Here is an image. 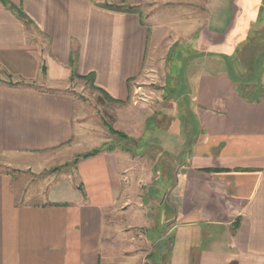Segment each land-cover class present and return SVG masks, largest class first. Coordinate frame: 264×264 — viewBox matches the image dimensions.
<instances>
[{
    "label": "crops",
    "instance_id": "1",
    "mask_svg": "<svg viewBox=\"0 0 264 264\" xmlns=\"http://www.w3.org/2000/svg\"><path fill=\"white\" fill-rule=\"evenodd\" d=\"M7 1L0 0V154L14 166L78 137L84 111L65 90L73 71L93 73L100 89L130 105L133 83L159 64L149 49L172 36L156 18L105 0ZM191 1L199 4L182 20L187 28L174 31L190 37H175L165 56L180 93L166 94L149 127V117L123 123L147 136L139 141L145 153L83 159L82 190L49 192L38 203L19 201L14 178L0 172V264H264V73L243 84L226 67L236 58L240 70L238 51L264 38V0H156L167 9ZM140 155L173 170L174 187L162 190L169 202L137 196L145 188ZM158 167L145 171L158 175Z\"/></svg>",
    "mask_w": 264,
    "mask_h": 264
},
{
    "label": "rangeland",
    "instance_id": "2",
    "mask_svg": "<svg viewBox=\"0 0 264 264\" xmlns=\"http://www.w3.org/2000/svg\"><path fill=\"white\" fill-rule=\"evenodd\" d=\"M104 2L112 7L124 9L127 12L138 13L147 22H151L152 19L156 18L160 23L158 26L159 29L161 28L162 31L166 30L163 34H167L168 36L172 35L170 37L171 39L164 41L158 48L149 49V51L153 52L150 55L153 57L152 61L155 60L158 54L161 55L159 64H156L157 67L155 66V68H153L154 66H152V68L147 66L142 78L133 83V94L131 96L130 105L110 97L90 78H85L75 71L72 72L71 80L68 82V86L65 90L74 96L80 104L82 111H84V113L82 114L81 112L80 115L85 116L84 124L82 122L77 123L78 137L71 143L39 154V157H30L28 166L25 165L26 162L22 159H16L17 162L15 166L14 164H9L10 158L0 154V172L12 175L14 178L13 187L15 193L18 200L23 201V203L46 201L49 192L54 193V196L56 194L66 196L72 194V189H76V191L78 189L82 190V185L78 180V165L83 159L94 156L100 152L128 151L130 154H134L135 152L141 153L144 151L145 153L143 141L147 139V136L138 139L137 136L139 135L136 134L137 136H134L132 132L129 134L127 131L129 130L128 127H126V125L124 127L123 123L132 120L138 123L139 121L140 123H146L149 117L150 121L146 124L147 126L151 125V122L153 123L155 119L153 116H159L162 113V111L158 110V107L168 98L166 94L171 95V93H178V91L180 93V89H173L174 81L170 80V77L174 65L169 58L165 59V56L175 37L178 36L181 38L187 35V33H176V35L174 31L187 28L182 25V20L192 18V16H189L192 12L191 10L194 11L199 3H194L192 1L185 3L184 8H182L184 10H182L181 8H172L170 6L167 9L164 3H158L156 0H127L126 3H122L120 0H105ZM188 4L193 8L187 7ZM165 21L167 22L165 23ZM152 23L156 24L155 22ZM28 25L31 26V23L28 22ZM261 31L262 30H260L259 34H261ZM255 35L256 33L254 36ZM189 37L190 35L188 34L186 41ZM263 39L262 37L255 36L251 41L253 45L250 43V45L238 51L237 59L239 61H237V63L240 65V70H237V66L234 65L236 58L231 59L229 63L226 64L231 75L237 79L239 83L245 84L248 81H258L262 78L264 73V44L260 43L259 40ZM174 49L175 48L172 50ZM252 62L253 71L250 72L252 70ZM25 85L28 84L25 83ZM139 86L142 87L140 91L143 92L144 95H141L143 99L138 100L135 104V91ZM184 106H186L185 102ZM188 118L194 121L193 114H184L185 122H187ZM193 123L192 134L197 130V125L195 122ZM150 130L151 129L147 130V132H150ZM158 132H161V134L159 133L158 135L161 138L162 133H164L163 126L158 128ZM190 137H192V135ZM140 140L143 141L139 142ZM93 152L96 154L90 155V153L92 154ZM144 155H140L146 158V160H142L141 162L142 165L140 170L142 176L140 177L139 184L145 186V188H141V194L139 193L137 196L141 195V197H146L150 201H154L162 197V190L169 191V189H171L175 184L176 177L173 176V170L171 174H169V167L164 169L162 165L164 164V160L152 161ZM181 162L180 159L175 160L173 165H179ZM155 164L159 166L157 168L158 171H160L158 175L157 172H153L155 170ZM147 168H153V171L151 170L150 173L149 171H145ZM175 168H178V166ZM134 181L137 183L136 178ZM133 182L132 180L130 181V183ZM127 196H129V194H127ZM170 196L171 192L170 195H165L167 200L163 197L161 200L169 202ZM145 263H147V261H145Z\"/></svg>",
    "mask_w": 264,
    "mask_h": 264
},
{
    "label": "trees",
    "instance_id": "3",
    "mask_svg": "<svg viewBox=\"0 0 264 264\" xmlns=\"http://www.w3.org/2000/svg\"><path fill=\"white\" fill-rule=\"evenodd\" d=\"M2 2H4V4L6 5H9V2L7 0H1ZM122 3H126L127 0H120ZM104 6L110 8V9H117V10H124V9H121L119 7H112L110 5H107V4H103ZM11 8H14L13 6L10 5ZM14 10L17 11L18 15L20 16V18H22L23 20L26 19V15L24 14V12L21 10V9H18V8H14ZM125 11V10H124ZM85 78H90L92 81L95 82V75L93 73L91 74H88L87 76H84ZM96 154L95 152H93L92 154L90 153V155H94ZM89 155V156H90Z\"/></svg>",
    "mask_w": 264,
    "mask_h": 264
},
{
    "label": "built area",
    "instance_id": "4",
    "mask_svg": "<svg viewBox=\"0 0 264 264\" xmlns=\"http://www.w3.org/2000/svg\"><path fill=\"white\" fill-rule=\"evenodd\" d=\"M142 87H138L137 90L135 91V94H136V99H135V104L138 102V100H142L143 98L141 97V95H144L143 92L140 91ZM145 263V262H144ZM147 264V263H145Z\"/></svg>",
    "mask_w": 264,
    "mask_h": 264
}]
</instances>
